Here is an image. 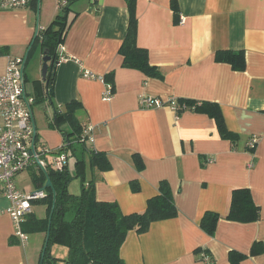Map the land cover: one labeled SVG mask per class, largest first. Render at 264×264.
Masks as SVG:
<instances>
[{"label": "crops", "instance_id": "0c3cea01", "mask_svg": "<svg viewBox=\"0 0 264 264\" xmlns=\"http://www.w3.org/2000/svg\"><path fill=\"white\" fill-rule=\"evenodd\" d=\"M39 1L42 30L59 6L57 0ZM134 12L136 45L147 51L159 78L122 66L126 0H74L69 5L67 33L58 47L67 60H57L50 101L40 76L42 51L38 44L33 47L23 83L25 93L40 100L31 106L37 145L51 153L59 149L62 136L49 127L53 108L76 101L81 106L78 122L93 129L87 148L105 154L109 166L101 170L86 161L85 184L92 183L97 201L116 203L124 215L142 213L158 194L160 181L168 183L177 217L152 223L142 234L130 232L119 252L124 264H204L197 249L206 250L214 264H233L231 253L239 264H264V0H134ZM35 33L29 9L0 11V49L5 51L0 75L9 58H24ZM218 51H242L244 69L216 62ZM103 77L112 84L110 100H103ZM144 96L217 104L236 141L222 137L205 113L142 109ZM250 138L256 140L254 153L246 150ZM134 155L142 161L140 170ZM51 159L48 154V164ZM68 166L72 171V160ZM22 174L15 178L17 188L38 190L19 188ZM80 187L75 178L68 191L77 195ZM242 188L259 208V220L241 224L220 219L215 234L207 235L199 226L202 216L213 212L225 217L232 191ZM8 206L0 191V264H40L46 234H27L22 245ZM32 214L43 219L45 207L32 205ZM66 255L51 253L56 259Z\"/></svg>", "mask_w": 264, "mask_h": 264}, {"label": "trees", "instance_id": "16d2710c", "mask_svg": "<svg viewBox=\"0 0 264 264\" xmlns=\"http://www.w3.org/2000/svg\"><path fill=\"white\" fill-rule=\"evenodd\" d=\"M59 1L58 14L46 28L38 29L35 39H32L28 47L26 59L27 63L30 52L37 44L41 51H47L50 61L45 82L46 98L49 101L53 96L54 71L58 60L57 49L64 42L67 33L69 5L74 0H66L65 6H61L62 0ZM126 2L129 17L125 38L120 48L123 58L122 66L137 70L147 77L159 78L158 70L148 62L147 51L136 45L134 0H126ZM37 9L38 0H33L29 10L36 14ZM4 52V49L1 48L0 54ZM214 59L216 62L229 64L235 71L244 69L245 62L242 51H218L215 53ZM103 78L106 83L111 84L106 77ZM23 79L25 81V71H23ZM32 97L33 104L40 102L35 96ZM176 102L182 107L176 111L178 115L186 109L205 113L214 119L222 137L229 139L232 143L236 141L235 135L227 131L217 104L189 100H177ZM80 108V104L76 101L65 104L61 110L53 108V118L49 127L57 130L63 141L59 149L52 154L65 152L68 162L73 161V170L70 171L69 166L65 167L62 172H55L49 167L45 168L46 175L55 192V198L53 199L52 191L47 188L44 199L32 202V205L44 206L46 215L43 219H37L31 212L21 225V230L25 234H46L54 200L43 264L46 261H50V264H54L55 261H60L63 264H124L119 252L130 232L145 233L152 223L173 219L177 217L178 212L166 181H160L158 194L147 201L146 209L142 213L124 215L116 203L99 202L95 199L92 183L85 184L86 161L90 165L98 166L101 170H106L109 166L105 154L88 149L80 141L84 127L76 118V113ZM37 141L38 137L35 135V144ZM246 150L254 153L255 146L253 148L246 147ZM133 161L136 168L140 170L143 166L140 157L134 155ZM75 178L80 179L81 187L79 194L72 195L68 191V184ZM30 179L36 189H41L46 181V176L39 169L38 172L32 173ZM131 186L134 192L138 191V187L134 183ZM220 219L241 224L254 223L259 220V208L253 203L248 189L232 191L229 210L225 217L222 218L213 212H206L202 216L199 226L207 235L213 236ZM53 245H59L66 249L67 255L64 259H56L51 256L49 249ZM201 253L209 254L206 250H195L196 255ZM235 256L236 254L231 253V261L233 264H239L238 260L234 259ZM237 256L238 259L242 258L241 255Z\"/></svg>", "mask_w": 264, "mask_h": 264}, {"label": "built area", "instance_id": "2783aa9c", "mask_svg": "<svg viewBox=\"0 0 264 264\" xmlns=\"http://www.w3.org/2000/svg\"><path fill=\"white\" fill-rule=\"evenodd\" d=\"M32 2L33 0H0V11L28 10ZM66 4V0L61 2V6ZM183 22L184 18L179 16V24ZM66 60L67 57L58 55L59 62ZM23 62L24 58H9L5 72L0 75V191L9 203L6 211L12 221L14 235L25 245L28 237L22 232L21 225L32 212V202L44 199L46 192L42 189L22 192L17 188L15 178L32 166L40 170L49 167L55 172H62L68 166V157L65 152L52 154L45 147L35 144V138L33 140L31 106L34 99L24 90L21 70ZM85 75L89 76L88 73ZM102 80L105 84L103 100H110L113 95L112 86L104 78ZM139 105L146 110L169 107L176 112L182 108L174 100L164 102L146 96L140 99ZM92 131L91 126L83 127L80 141L85 145L93 142ZM255 145L256 140L250 138L246 147L253 148ZM48 154L52 155L50 164L46 160ZM200 259L204 264H214L209 254L201 253Z\"/></svg>", "mask_w": 264, "mask_h": 264}, {"label": "water", "instance_id": "95a60500", "mask_svg": "<svg viewBox=\"0 0 264 264\" xmlns=\"http://www.w3.org/2000/svg\"><path fill=\"white\" fill-rule=\"evenodd\" d=\"M38 5H39V0H38ZM37 15H38V9H37ZM37 30H38V25L36 23V32H37ZM36 35L37 34L35 33V35L33 37V40L35 39ZM27 54H28V51L26 52V54L24 56V62H23L22 67H21L22 71H24V68H25ZM49 61H50V57L48 56L47 51L43 50L42 51V60H41L42 65H41V70H40V76H41V80L44 81V82L46 81V76H47V71H48V62ZM31 117H32V112H31ZM32 121H33V117H32ZM33 132H34V134H33V140H34L35 135H36V128H35L34 123H33ZM42 171H43V173L46 176V182H45L42 190H46L47 188H49L52 191L53 199H54L55 198V192H54V190H53V188L51 186L50 180L47 177L45 170L42 169ZM53 209H54V200H53L52 208H51L50 215H49V218H48V228H47L45 242H44V245H43V248H42V252H41V256H40V264H43L45 249H46L47 243H48L49 228H50V222H51V216H52V213H53ZM45 264H50V261H46Z\"/></svg>", "mask_w": 264, "mask_h": 264}, {"label": "rangeland", "instance_id": "374dc122", "mask_svg": "<svg viewBox=\"0 0 264 264\" xmlns=\"http://www.w3.org/2000/svg\"><path fill=\"white\" fill-rule=\"evenodd\" d=\"M63 1V0H62ZM40 2V1H39ZM59 3H60V1L59 0H57V5L59 6ZM73 3V2H72ZM41 3H39V5H38V15H37V13L36 14H34L33 12H32V14H33V16H34V19H35V24L37 23V25L39 26V23H40V21H39V18H41ZM58 14V12L55 14V16L52 18V20L49 22V24H51V22L54 20V18L56 17V15ZM48 24V25H49ZM47 25V26H48ZM46 26V27H47ZM35 53H36V51L34 50L33 52H32V54L33 55H35ZM28 64L30 65L31 64V59L29 60V62H28ZM28 65V66H29ZM34 172H38L37 170H36V167H30L29 169H27L26 171H24V174H22V175H20V177L18 178V180H17V184H18V186H19V188H21V189H23V187L25 188L26 187V189H29V190H31L32 188L34 189L35 187H34V184H33V182H32V180L30 179L31 178V175H32V173H34ZM76 184V183H75ZM28 193V192H27ZM28 237V236H27ZM28 238H30V236L28 237ZM49 253L51 254H56V255H58L59 253H60V255H62V254H66V249L64 248V247H62V246H59V245H53L50 249H49ZM62 262H60V261H56L54 264H61ZM63 264V263H62Z\"/></svg>", "mask_w": 264, "mask_h": 264}]
</instances>
